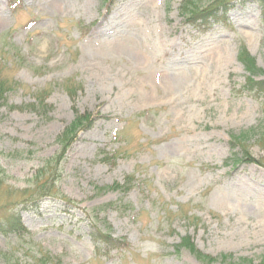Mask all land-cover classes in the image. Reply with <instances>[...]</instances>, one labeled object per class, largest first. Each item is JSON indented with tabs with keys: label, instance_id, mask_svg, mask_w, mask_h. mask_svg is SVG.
Wrapping results in <instances>:
<instances>
[{
	"label": "rangeland",
	"instance_id": "rangeland-1",
	"mask_svg": "<svg viewBox=\"0 0 264 264\" xmlns=\"http://www.w3.org/2000/svg\"><path fill=\"white\" fill-rule=\"evenodd\" d=\"M180 1L0 0V74L22 83L7 101H32L47 87L52 105L45 115L0 105V219L18 211L33 231L0 233V264H27L32 242L63 264H202L174 252L184 234L206 253L260 260L264 149L251 139L245 148L260 163L223 160L229 134L262 116L237 49L244 42L264 68V4L231 0L224 20L203 24L185 21ZM73 81L82 84L77 108L94 121L63 146L56 137L73 110L62 84ZM53 156L50 175L69 200L28 196ZM132 172L127 191L104 188ZM93 225L129 248L96 252Z\"/></svg>",
	"mask_w": 264,
	"mask_h": 264
},
{
	"label": "trees",
	"instance_id": "trees-1",
	"mask_svg": "<svg viewBox=\"0 0 264 264\" xmlns=\"http://www.w3.org/2000/svg\"><path fill=\"white\" fill-rule=\"evenodd\" d=\"M171 0H166L167 5H170ZM213 5L200 6L199 0H181L178 5V10L184 20L187 22H196L200 20L201 23H206L209 17H214L216 20L223 19L224 12L229 6L231 0H216ZM264 4V0H260ZM237 58L242 62L244 68L247 70L243 88L247 89L252 95L260 101L261 118L256 126H251L240 130L237 133H230L229 141H231V150L229 155L223 160L226 165L234 166L239 163L240 160L261 162L264 159V155L261 157V161L257 160L248 150L245 148V142L253 139L262 149H264V68L259 66L256 62L254 55L248 50L244 42H241L237 49ZM22 83L16 79L6 80L0 74V105H7L9 108L16 109H30L38 114H46L48 110H51L52 105L46 101V95L48 90L43 88L32 93L33 100L28 102L9 103L7 101V91L21 86ZM66 90V93L71 99V106L73 110V117L69 123H67L62 131L57 135L56 142L66 146L71 142L79 129L88 128L92 125L94 117L87 111L81 112L76 106L75 99L78 90L82 89V84L75 81L62 84ZM239 147V152L235 151L236 147ZM60 157H49L44 164L37 168L32 175L33 190L28 196L34 194V196L48 195L59 196L63 200H69L63 193L59 192L53 182V177L50 175L56 161ZM3 170L0 169V191L4 185ZM135 172L125 175V179L122 183L114 182L111 185H106L107 189H120L127 191L132 186V181L136 179ZM12 187L7 185L6 190L10 193ZM25 190L24 192H26ZM24 197L22 200L26 202ZM40 198V197H39ZM2 205V204H0ZM0 233L6 236H24L33 235L31 231L22 221L21 214L18 211L11 210L10 213L0 219ZM90 239L94 245V249L98 253H110L111 251L123 252L129 248L130 243L126 237H118L100 228H96L93 225L90 230ZM174 252H180L183 249L188 250L193 254L202 264H264V253L260 260L254 262L252 258L239 256L233 252H221L215 255L206 253L199 249L189 234H184L180 237V240L173 245ZM26 252L30 256L27 264H63L59 256L51 253L45 249L38 242H32L26 247ZM4 264H13L11 261H6Z\"/></svg>",
	"mask_w": 264,
	"mask_h": 264
},
{
	"label": "clouds",
	"instance_id": "clouds-1",
	"mask_svg": "<svg viewBox=\"0 0 264 264\" xmlns=\"http://www.w3.org/2000/svg\"><path fill=\"white\" fill-rule=\"evenodd\" d=\"M148 247H151L152 249H154L155 245L154 244H149ZM145 250H147V248Z\"/></svg>",
	"mask_w": 264,
	"mask_h": 264
}]
</instances>
